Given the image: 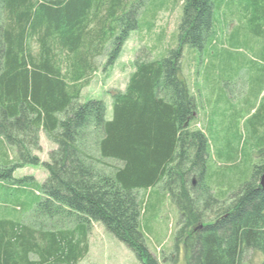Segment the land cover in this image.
Here are the masks:
<instances>
[{
    "label": "trees",
    "instance_id": "16d2710c",
    "mask_svg": "<svg viewBox=\"0 0 264 264\" xmlns=\"http://www.w3.org/2000/svg\"><path fill=\"white\" fill-rule=\"evenodd\" d=\"M154 1L0 0V185L20 190L35 179L16 176L26 166L47 171L30 222L0 218V264H79L92 222L143 264H162L148 247L138 197L158 186L181 223L165 263L184 251L182 264H244L252 251L264 264V159L238 191L217 198L207 181L209 140L192 128L197 104L182 76L185 46L202 50L213 33L215 0H183L178 45L136 68L113 95L110 118L104 100H82ZM42 132L56 145L44 162ZM99 159L117 165L106 171ZM59 217L66 222L56 227Z\"/></svg>",
    "mask_w": 264,
    "mask_h": 264
},
{
    "label": "rangeland",
    "instance_id": "374dc122",
    "mask_svg": "<svg viewBox=\"0 0 264 264\" xmlns=\"http://www.w3.org/2000/svg\"><path fill=\"white\" fill-rule=\"evenodd\" d=\"M215 1L213 33L202 50L185 46L182 76L197 104L192 128L203 130L209 140L207 181L217 198L226 200L251 179L255 164L264 159V0ZM182 3L155 0L140 17V28L131 33L114 65L107 70L101 67L83 89L82 100H104L110 118L113 95L126 90L136 68L166 57L168 50L178 45ZM40 143L37 155L44 162L56 145L44 132ZM0 159L5 160L3 156ZM98 165L110 171L117 162L99 159ZM24 173L35 179L22 184L20 190L0 185V218L30 222L27 216L34 214L29 212L30 205L40 201L37 191H41L47 171L42 165L26 166L16 176ZM138 197L148 247L162 264H170L164 261L166 255H173L175 235L181 228L178 207L162 186L139 190ZM65 222L62 217L54 220L56 227ZM87 237L89 252L79 264H143L101 223L92 222ZM178 256L177 264H182L184 251ZM261 261L260 254L250 251L243 263Z\"/></svg>",
    "mask_w": 264,
    "mask_h": 264
},
{
    "label": "water",
    "instance_id": "95a60500",
    "mask_svg": "<svg viewBox=\"0 0 264 264\" xmlns=\"http://www.w3.org/2000/svg\"><path fill=\"white\" fill-rule=\"evenodd\" d=\"M260 185H261V187H262L263 190H264V174L261 176V179H260Z\"/></svg>",
    "mask_w": 264,
    "mask_h": 264
},
{
    "label": "crops",
    "instance_id": "0c3cea01",
    "mask_svg": "<svg viewBox=\"0 0 264 264\" xmlns=\"http://www.w3.org/2000/svg\"><path fill=\"white\" fill-rule=\"evenodd\" d=\"M25 168V167H24ZM23 169V168H22ZM18 170H20V169H18ZM18 170L16 171V174L18 173ZM32 175L33 177H34V175L33 174H30V173H24L23 175ZM35 178V177H34Z\"/></svg>",
    "mask_w": 264,
    "mask_h": 264
}]
</instances>
